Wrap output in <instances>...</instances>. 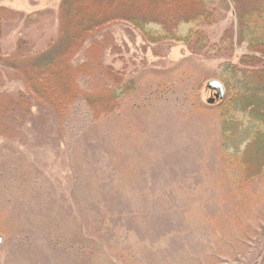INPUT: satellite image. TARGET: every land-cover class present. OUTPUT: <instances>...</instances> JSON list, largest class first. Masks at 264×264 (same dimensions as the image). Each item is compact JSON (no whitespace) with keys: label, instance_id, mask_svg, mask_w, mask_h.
Returning <instances> with one entry per match:
<instances>
[{"label":"rangeland","instance_id":"374dc122","mask_svg":"<svg viewBox=\"0 0 264 264\" xmlns=\"http://www.w3.org/2000/svg\"><path fill=\"white\" fill-rule=\"evenodd\" d=\"M232 14L0 0V264H264V176L208 87L251 56Z\"/></svg>","mask_w":264,"mask_h":264},{"label":"trees","instance_id":"16d2710c","mask_svg":"<svg viewBox=\"0 0 264 264\" xmlns=\"http://www.w3.org/2000/svg\"><path fill=\"white\" fill-rule=\"evenodd\" d=\"M226 1L233 13L235 28L226 32L223 42L228 44L229 50H232L235 41L236 44H245L251 56L242 57L238 65H226L221 71L220 77L227 89L220 104L225 113L223 147L231 154L228 156L241 158V148L250 152L251 158L247 157L253 160L254 166L248 167V178L263 177L264 63L261 58L264 59V0ZM63 91L67 92L72 102L82 95L79 92L70 94L68 87H64ZM242 166L246 167V164Z\"/></svg>","mask_w":264,"mask_h":264},{"label":"water","instance_id":"95a60500","mask_svg":"<svg viewBox=\"0 0 264 264\" xmlns=\"http://www.w3.org/2000/svg\"><path fill=\"white\" fill-rule=\"evenodd\" d=\"M208 87L217 92L218 96H216V97H218V98L223 97L224 92H223L221 85L218 82L212 81V82L208 83Z\"/></svg>","mask_w":264,"mask_h":264}]
</instances>
